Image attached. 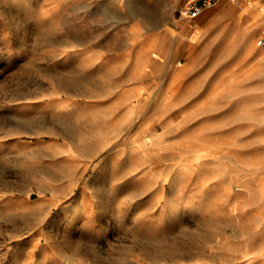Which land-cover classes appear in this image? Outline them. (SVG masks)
<instances>
[{
  "label": "rangeland",
  "instance_id": "rangeland-1",
  "mask_svg": "<svg viewBox=\"0 0 264 264\" xmlns=\"http://www.w3.org/2000/svg\"><path fill=\"white\" fill-rule=\"evenodd\" d=\"M184 3L0 0V264H264V0Z\"/></svg>",
  "mask_w": 264,
  "mask_h": 264
},
{
  "label": "crops",
  "instance_id": "crops-1",
  "mask_svg": "<svg viewBox=\"0 0 264 264\" xmlns=\"http://www.w3.org/2000/svg\"><path fill=\"white\" fill-rule=\"evenodd\" d=\"M184 1V0H183ZM186 1V0H185ZM240 3H242V5H244L245 3H247V0H240ZM211 6H207L198 16L193 17V18H189V17H184L183 15H181L182 18H188L189 20H195L197 18H205L207 16L211 15V11L209 10ZM211 17V16H210ZM169 28H165L163 31H160L159 33H167V30H170V26H168ZM154 32H150L149 35H145L143 37V41L140 43L139 42V46L142 49L146 50L145 54H149V60L147 62V64L144 66V74L150 75L151 78L156 75L153 67L155 65V63L160 62L162 63L163 67L165 68V72H168V68L170 67V65H172V61H173V56H169V55H164V53H162V51H160L159 48H155V42H153V34ZM99 61V60H97ZM96 61V62H97ZM98 65V64H97ZM127 69V68H126ZM179 70V69H178ZM127 72V70H125ZM154 78V77H153ZM152 80V79H151Z\"/></svg>",
  "mask_w": 264,
  "mask_h": 264
},
{
  "label": "built area",
  "instance_id": "built-area-1",
  "mask_svg": "<svg viewBox=\"0 0 264 264\" xmlns=\"http://www.w3.org/2000/svg\"><path fill=\"white\" fill-rule=\"evenodd\" d=\"M220 0H186L181 7V14L185 17L193 18L198 16L207 6L215 5ZM232 2H239L240 0H229ZM263 38L260 39V43Z\"/></svg>",
  "mask_w": 264,
  "mask_h": 264
}]
</instances>
